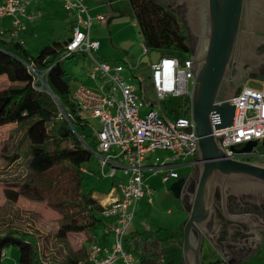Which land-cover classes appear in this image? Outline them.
<instances>
[{"label": "trees", "instance_id": "trees-1", "mask_svg": "<svg viewBox=\"0 0 264 264\" xmlns=\"http://www.w3.org/2000/svg\"><path fill=\"white\" fill-rule=\"evenodd\" d=\"M127 1L149 52L179 58L190 52L183 23L165 5L156 0ZM67 40H53L32 55L11 32L0 31V128L14 125L18 136L10 156L13 162L22 160L26 167L23 181L12 183L14 187L4 193L9 201L45 202L59 216L54 239L65 249L59 264H89L87 246L95 231L106 226L107 218L102 216L106 205L82 188V168L98 147L97 129L71 98L63 60L76 55L64 57ZM184 101L178 115L190 112L189 99ZM183 203L188 213L190 203ZM71 230L85 233V243L78 248L70 243ZM138 236L153 240L151 231ZM10 247L17 250L16 264H47L41 259L33 232L10 224L0 228V264ZM127 250L135 252L128 244ZM206 264L228 263L214 260Z\"/></svg>", "mask_w": 264, "mask_h": 264}, {"label": "built area", "instance_id": "built-area-1", "mask_svg": "<svg viewBox=\"0 0 264 264\" xmlns=\"http://www.w3.org/2000/svg\"><path fill=\"white\" fill-rule=\"evenodd\" d=\"M61 2L66 11L75 15L64 57L73 54L86 55L92 65L90 79H102L97 89L85 85L78 86L71 93V98L80 111L87 113L100 124V129L96 130L98 147L95 153L99 158L101 175L116 178L117 170L120 169L124 176L123 181L117 182L118 197L112 198L102 211L103 217H114L111 227L112 246L102 248L98 243L92 242L87 249V260L91 264H112L117 259L123 264H137L136 257L125 246V237L138 200L144 195L150 199L152 194V190L143 181L145 160L148 154L156 150L170 152L153 171H163L162 182L178 177L176 171L167 169L173 164L189 160L193 165L197 161L198 137L191 116V106L188 115H176L173 118L162 108L157 110L155 107L142 115L140 110L144 103L139 88L125 81L121 75L123 66L111 65L95 56L100 43L92 39L90 29L94 19L103 21L105 16H92L84 0ZM3 16H13V23L18 29L22 28L20 17L29 18L25 4L20 0L0 2V17ZM15 31H11L14 36ZM143 51L149 53L144 45ZM191 64L190 58L161 55L157 62L150 65L153 104H159L169 95L188 98L191 104ZM231 101L235 106L232 125L213 129L225 156L241 161L264 162V80L259 88L244 84ZM173 113L176 114L174 110L172 115ZM211 117L213 123L218 121V114L215 112H212ZM252 141H257V145L248 152L240 151ZM107 165H110L111 169L105 171ZM82 170L86 171V168Z\"/></svg>", "mask_w": 264, "mask_h": 264}, {"label": "rangeland", "instance_id": "rangeland-1", "mask_svg": "<svg viewBox=\"0 0 264 264\" xmlns=\"http://www.w3.org/2000/svg\"><path fill=\"white\" fill-rule=\"evenodd\" d=\"M30 1L31 5L38 4L36 9L42 8L43 5H46L45 0ZM122 3H125L126 6L129 5L127 2ZM122 3H120V5H123ZM59 10L61 13H69L65 12L66 10L63 8H59ZM101 14L106 17V20L100 22H97L96 20L93 21L90 29L91 37L93 38L105 34L110 49L112 48L114 50L117 47L123 48V46H126L125 48L128 50V53L127 55L117 53L111 57L105 58L96 51V58L100 61L105 59L111 65L121 64L123 66L124 69L121 72V75L124 77L125 81L132 83L139 88V93L144 103V106L140 110L142 115L152 107H155L157 110L163 108L168 116L172 115L173 110L179 114L181 107H183L185 103L184 99L188 98L169 95L161 100L159 104H153L152 99H154V95L150 86L152 73L151 66L147 63H140V59L144 53L142 38L138 26L134 24V17L131 14L114 16L106 10H101ZM108 16L110 17L109 21H107ZM110 21L112 22L108 28L106 23ZM98 23H100V25L104 23V26H102L103 24L99 26ZM52 33L54 36L59 35L61 38L60 41H62L67 34L71 35V29L69 31L66 24L60 20L57 21V24L53 29L52 24L46 21L44 17L31 23L29 31L22 35L28 52L35 55L42 46L51 42L52 39L49 40V38L50 35L52 36ZM132 54L133 56H131ZM190 57V52L180 54L181 59ZM63 64L67 71L66 78L70 82L71 92L75 90L76 86L83 83L85 79H89V81L97 84L93 85L92 83H88L89 86L94 89H97L99 83L102 82L100 77L96 80H90L89 74L92 65L86 55L64 58ZM248 65H251V62L250 64L248 63ZM259 73L264 75V65L259 69ZM263 75L260 77L250 76L246 79L244 84L252 88H259L261 86V81L264 80L262 79L264 77ZM2 79L6 80L4 76H2ZM2 86L3 84L0 83V87ZM192 88L193 84L190 82L189 89L192 91ZM151 101L152 105L149 106L148 104L151 103ZM82 113L88 117L95 129H100V124L96 119L90 118L85 112ZM17 136L18 133L15 132L14 125L0 128V228L10 224L15 228L33 232L38 237V245L42 261L47 264H59L64 257L65 249L62 248L61 245L56 244L54 239V234L58 227V214L45 202H34L24 198H20L17 201H9L4 193V189L14 187L12 183L22 182L26 174V167L22 160L18 159L13 162V159L10 156L11 148L17 140ZM262 143L263 142L261 141L260 144ZM167 156V151L157 150L151 155L150 160L152 164H159L162 163ZM185 163L186 164L175 168L179 177H187L192 173V164L189 163V160ZM84 166L88 170L84 174L82 188L86 193H91L97 198H103L112 188L118 186L117 182L119 180H124V176L120 169L117 170L116 178L102 176L99 171L100 162L96 153L91 155L89 161ZM109 169H111V166L107 165L105 171H108ZM173 182L174 180L162 183L160 182L159 175L156 178H152V202H147L148 196L146 195V197L138 200L135 206L133 223L137 230L142 231L146 228H152L155 230L160 228V231H158L156 235L157 238L163 240L173 238L178 240L182 239V230L177 229L182 223H185L188 218V213L183 200L175 197L170 190V185ZM68 237L70 243L75 248H78L85 243L86 236L83 232L71 230ZM213 249V244L207 242L204 243L202 248V264L220 258ZM263 251L264 243L253 257L242 264H264ZM161 256H163L166 264H171L173 260L174 264H176L177 260H182L181 247L164 243ZM17 258V250L13 247L7 248L5 250L3 264H9V262L11 264H16Z\"/></svg>", "mask_w": 264, "mask_h": 264}, {"label": "water", "instance_id": "water-1", "mask_svg": "<svg viewBox=\"0 0 264 264\" xmlns=\"http://www.w3.org/2000/svg\"><path fill=\"white\" fill-rule=\"evenodd\" d=\"M167 5V0H156ZM253 0H205L206 29L198 55H191L193 88L191 96V116L197 141L198 173L194 192L190 197L188 218L182 227V264H202L204 235L209 233L208 223L212 217V203L217 185L222 192L223 213L232 221H246L252 227L253 221L242 217H232L226 210L227 187L264 191V162L241 161L225 156L213 129L232 125L235 106L231 98L224 95L223 88L229 76L234 59V51L241 15L249 11ZM244 21L248 20L243 17ZM242 18V22H243ZM252 36L256 31L250 29ZM260 37V36H259ZM161 53L151 51L141 57L140 63L152 64L158 61ZM259 61L262 57L255 55ZM250 63V62H249ZM260 63V62H259ZM238 58L235 67H238ZM246 64V63H245ZM248 65V63H247ZM218 114V121L213 123L211 114ZM257 141L247 143L240 151L248 152ZM186 177H178L170 185L175 197L181 199V190ZM260 243L263 241L264 225L260 231H254Z\"/></svg>", "mask_w": 264, "mask_h": 264}, {"label": "flooded vegetation", "instance_id": "flooded-vegetation-1", "mask_svg": "<svg viewBox=\"0 0 264 264\" xmlns=\"http://www.w3.org/2000/svg\"><path fill=\"white\" fill-rule=\"evenodd\" d=\"M166 7L180 18L188 36L190 53L196 57L206 29L205 0H167ZM243 17L248 20L245 22ZM241 25L246 29L242 31L239 27L234 61L223 88L224 95H235L248 77L263 75L259 73V69L264 65V0L252 1L249 11L245 14L242 12ZM250 29L256 31L257 36H252ZM255 55L262 59L259 61ZM237 58L239 64L235 67ZM249 62L251 65H247ZM192 166V173L186 177L181 190V199L188 202L194 192L198 173L197 162ZM225 194L228 214L251 219L253 225L250 227L247 220L232 221L223 213L222 192L217 185L212 203V217L207 226L209 233L204 235L203 245L205 242L213 244V250L220 257L217 260L228 264H242L250 259L251 252H258L264 242L260 243L258 236L251 232L252 229L260 231L264 225V191L229 186Z\"/></svg>", "mask_w": 264, "mask_h": 264}, {"label": "crops", "instance_id": "crops-1", "mask_svg": "<svg viewBox=\"0 0 264 264\" xmlns=\"http://www.w3.org/2000/svg\"><path fill=\"white\" fill-rule=\"evenodd\" d=\"M3 1L4 0H0V2H3ZM20 1L25 4L26 13L29 16V18L28 17H20V21H21L20 25L22 26V28L18 29V28H16L15 24L13 23V19H14L13 16L0 17V31L1 30H7L8 32H11L13 30H16L15 31L16 32L15 37L18 38L22 43H24V45H26V44H25V41H24V38L22 37V35H24V33H26L27 31H29V29L31 27V23H33L34 21H36L38 19H42L43 17H44V19H46V21H48V22H50V24H52L53 29L56 26L57 21L60 20L66 24L67 29L70 31L71 26L73 25V22H74L75 15L73 12H70V11H65V12H69V13H61L60 12L59 8L60 9L63 8L61 0H45L46 5H43L42 8H38V9H36V6L38 4L31 5L30 0H20ZM84 2L88 5L89 11H90L92 16H96L97 14H101V10H106V11H109L114 16H116V15L122 16L123 14H127V15L131 14L134 17L130 5L126 6L125 3H122V2H127V4H129L127 0H84ZM120 3H122L123 5H120ZM107 18H108L107 21H109L110 17L108 16ZM94 20H96L97 22H100L97 19H94ZM105 20H106V17H105ZM111 22L112 21L106 23L108 28L111 25ZM98 24H99V26H101L102 24H103L102 26H104V23H102L101 25H100V23H98ZM134 24L137 25L136 21L134 22ZM69 36H70V34H67L65 36V38H63L62 41L67 40L69 38ZM50 39H52L51 41H53V40H59L60 41L61 38L59 35L54 36V34L52 33V36L50 35L49 40ZM92 39L99 41L100 47L97 50V52L102 57H105V58L111 57L112 55H115L117 53H123L124 55H127V53H128V50L125 48L126 46H123V48H118L117 46H115L117 48H115L114 50L112 48L110 49V45H109V42L107 41L108 39H107V36L105 34H101L97 37H93ZM111 40H112V38H111ZM142 46H143V42H142ZM143 53H144V51H143ZM145 54L146 53H144V55ZM77 56L79 57L82 55H76V57ZM131 56H133V54ZM102 61L107 62L105 59H103ZM107 63H109V62H107ZM88 83L89 84L92 83L93 85H97V84L93 83L92 81H89V79H87V80L85 79L83 81V83H80L79 85L78 84L77 85L78 86L85 85V86L91 87V86H89ZM78 86H76V88ZM176 115L178 116L177 113L176 114L173 113V115L170 117L173 118V117H176ZM156 151H154V152H156ZM163 151H166V150H163ZM154 152L147 155V158L145 160V170L143 173L144 184L147 187H149L151 190H153V187L151 185V184H153V183H151L152 178H154V177L156 178L159 175L160 176V182H162L161 176L163 173V171H161V172L159 171L156 173L153 172L154 170H156V166H157V163L152 164V162L150 160L151 155ZM167 152H168V156H169L170 152L169 151H167ZM184 164H186V163H175L170 168H167V169H172L175 171L176 170L175 168L177 166H181ZM87 170L88 169L86 168V171ZM171 180L175 181V179L170 178L166 182H162V183H167ZM151 195H150V199H149V197L147 198L148 203L152 202ZM94 197L102 205L107 206L110 203V201L112 200V198L118 197L117 186L115 188H112L110 190V192L106 196H104L103 198H97L96 196H94ZM144 197H146V195H144L141 198H144ZM133 220H134V217H133ZM133 220H132V222H131L130 226L128 227V230H127V234L125 237V246L127 248V244H128L135 251L134 256L137 259V264H166L163 256H161L164 243L170 244L172 246H180L179 240L175 239V238L166 239V240L157 238L156 235H157L158 231H160V228H157L155 230L152 228H146L142 231H139L136 229V227L133 223ZM113 223H114L113 217L107 218L106 219V226L104 228H99L98 230L95 231V233L93 235V242L98 243L102 248H110L112 246V243H113V233L111 230ZM179 227L177 230H179ZM145 230L151 231V233H153V240H141L140 239V237L138 235L140 233L144 232ZM263 241H264V237H263ZM88 247L89 246H87V248ZM255 254H256V252L253 251L250 253L249 257L251 258ZM263 254H264V251H263ZM177 258H175V259H177ZM176 262H175L176 264H182L181 261L177 260ZM9 264H11V263L9 262ZM89 264H91V263H89ZM112 264H123V263L120 259H117ZM171 264H174V260Z\"/></svg>", "mask_w": 264, "mask_h": 264}]
</instances>
